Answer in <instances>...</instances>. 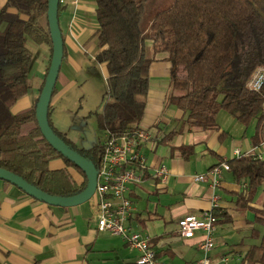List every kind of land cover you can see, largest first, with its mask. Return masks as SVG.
Here are the masks:
<instances>
[{
	"label": "trees",
	"instance_id": "16d2710c",
	"mask_svg": "<svg viewBox=\"0 0 264 264\" xmlns=\"http://www.w3.org/2000/svg\"><path fill=\"white\" fill-rule=\"evenodd\" d=\"M94 2L99 49L94 61L105 63L108 74L101 109L93 115L105 139L140 127L149 67L158 53L171 63L165 105L183 112L177 128L161 136V141L181 132L219 131L215 116L221 109L244 123L255 120L254 145L262 141L264 84L255 91L248 82L258 68L264 67V0H170V5L150 16L145 25L142 23L148 0ZM47 3L48 0H7L0 10V167L47 193L68 196L80 192L86 179L78 186L65 169L49 168L48 163L56 158L75 166L43 138L34 105L12 112L16 101L31 87L28 74L32 45L49 51L45 76L49 67L52 49ZM60 5L61 2L58 18ZM10 8L16 13H9ZM49 114L50 107L48 121L53 131L98 168L103 141L80 148L53 128ZM190 149L182 147L184 153ZM226 162L243 188L238 200L248 208L258 189L264 194V158L250 154ZM251 210L255 224L263 230L258 242L247 247L244 259L247 264L264 263V205ZM219 211L220 208L215 211L217 217L221 215Z\"/></svg>",
	"mask_w": 264,
	"mask_h": 264
},
{
	"label": "crops",
	"instance_id": "0c3cea01",
	"mask_svg": "<svg viewBox=\"0 0 264 264\" xmlns=\"http://www.w3.org/2000/svg\"><path fill=\"white\" fill-rule=\"evenodd\" d=\"M6 4L7 0H0V10ZM60 6L63 59L50 100L49 117L53 128L78 146L80 130L74 127L78 117L72 112L73 105L83 95L86 102L91 104L96 99L99 103L97 89L91 82L97 73L92 68L101 71L103 83L108 73L105 63L94 61L99 51L94 0H61ZM7 11L16 13L12 8ZM170 69L171 63L162 56H157L149 67V88L140 126L152 138L141 150L145 156L142 181L128 185L126 194L133 210L127 223L149 238L159 259L168 264H198L203 256L199 248L202 232L184 238L179 234L178 220L186 214L200 215L217 196L221 215L217 217L215 246L208 255L212 264H247L244 259L247 247L258 242L263 230L255 224L251 210L263 207V190L258 189L245 208L238 200L242 185L229 171L222 172L216 187L211 186L208 178L194 180L196 174H205L220 161L236 156L233 148L231 157L226 158L225 149L219 144L223 135L220 130L181 132L168 141L160 140L177 128L183 116L175 106L165 105ZM45 71L36 93L17 108L28 91L16 101L12 112L35 104ZM95 105L90 106L92 110L98 106ZM254 141L252 136L251 141L247 140L248 148L240 151L254 148ZM79 147L90 146L80 143ZM182 147L191 148L190 152L184 153ZM48 166L51 170L65 169L78 186L85 182L84 174L61 158L51 160ZM158 167L168 171L165 183H160L155 175ZM96 218L94 199L70 207L48 205L0 179V264H137L139 252L121 237L99 231ZM223 257L228 259L226 263Z\"/></svg>",
	"mask_w": 264,
	"mask_h": 264
},
{
	"label": "built area",
	"instance_id": "2783aa9c",
	"mask_svg": "<svg viewBox=\"0 0 264 264\" xmlns=\"http://www.w3.org/2000/svg\"><path fill=\"white\" fill-rule=\"evenodd\" d=\"M264 84V67L258 68L251 76L248 86L255 91L260 90ZM264 109V103H263ZM263 139L254 148L241 152L234 150L238 156L256 154L264 158V127ZM151 134L141 126L117 137L103 140L104 150L97 171V184L94 195L97 208V229L119 236L126 241L128 246L139 252L137 264H168L158 258L156 251L151 247L149 238L138 231H134L127 220L130 217L133 205L127 196L128 185L139 183L143 179L142 168L145 166V156L142 147L151 140ZM226 160L211 167L205 174H196L195 181L210 179L212 187H216L223 171H229ZM155 175L160 183H165L168 171L158 167ZM219 198L214 196L210 207L200 215L186 214L178 220L179 234L184 238L193 237L196 232H202L199 248L203 252L198 264H212L208 255L215 246L217 216L215 211L220 207ZM223 257L222 261L227 262Z\"/></svg>",
	"mask_w": 264,
	"mask_h": 264
},
{
	"label": "water",
	"instance_id": "95a60500",
	"mask_svg": "<svg viewBox=\"0 0 264 264\" xmlns=\"http://www.w3.org/2000/svg\"><path fill=\"white\" fill-rule=\"evenodd\" d=\"M60 2L61 0H48L47 3L46 23L48 25L52 53L43 85L41 87L37 101L34 104L35 119L38 128L46 142L55 151L60 153L65 159L73 163L74 166L80 169V171L84 174L86 179L85 186L80 192L73 195L62 196L50 194L41 190L36 185L29 183L21 176H18L13 172H10L1 167L0 179L15 185L27 195L33 197L36 200L42 201L48 205L70 207L86 202L93 197L97 184L98 171L92 161L83 157L76 150L72 149L69 145H67L53 131L48 121V110L50 106V100L54 92L55 84L63 59V39L58 18V7ZM92 69H94V71L98 73V70L96 68L93 67Z\"/></svg>",
	"mask_w": 264,
	"mask_h": 264
},
{
	"label": "rangeland",
	"instance_id": "374dc122",
	"mask_svg": "<svg viewBox=\"0 0 264 264\" xmlns=\"http://www.w3.org/2000/svg\"><path fill=\"white\" fill-rule=\"evenodd\" d=\"M148 0L147 8L144 14L143 25L148 21L149 17L152 16L157 11L162 10L170 5V0ZM164 5V6H160ZM157 7V8H156ZM159 8V9H158ZM33 59L30 64L28 79L31 84L29 89V94L23 98L22 102L17 106H24L25 101L31 96V94L36 93V87L41 82L42 76L44 74V69L48 63L49 51H46L42 46L32 45ZM157 56H162L163 54H156ZM101 71L98 70L97 75L91 80L97 89L99 95V103H96V99L91 104L85 101V96L79 97L73 105V113H77V119L74 121V127L79 131V141L85 145L94 146L99 141L104 140V133L96 128V120L93 115L95 110H100L102 105L103 91L105 90V83L102 82ZM28 97V98H27ZM98 102V99H97ZM95 110H92L90 106H93ZM16 109V108H15ZM217 124L220 126V132L223 133L219 139L220 146L225 149L226 158L231 157V151L233 148L246 150L248 148L247 140L251 141L252 136L255 135L256 127L255 120H250L248 123L237 120L230 112L225 109H221L217 112L215 116ZM201 132V131H200ZM203 133V132H201ZM207 133V131H206Z\"/></svg>",
	"mask_w": 264,
	"mask_h": 264
}]
</instances>
